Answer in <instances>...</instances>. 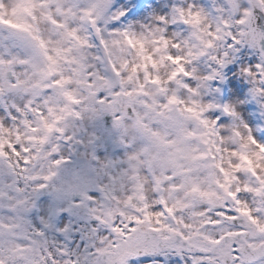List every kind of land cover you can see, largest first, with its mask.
<instances>
[{"label": "snow or ice", "instance_id": "1", "mask_svg": "<svg viewBox=\"0 0 264 264\" xmlns=\"http://www.w3.org/2000/svg\"><path fill=\"white\" fill-rule=\"evenodd\" d=\"M0 264H264V0H0Z\"/></svg>", "mask_w": 264, "mask_h": 264}]
</instances>
